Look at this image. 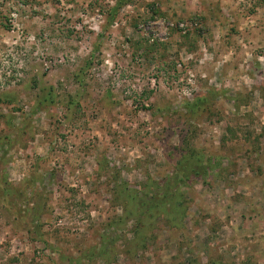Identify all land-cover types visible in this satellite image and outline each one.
I'll list each match as a JSON object with an SVG mask.
<instances>
[{
    "label": "rangeland",
    "instance_id": "rangeland-1",
    "mask_svg": "<svg viewBox=\"0 0 264 264\" xmlns=\"http://www.w3.org/2000/svg\"><path fill=\"white\" fill-rule=\"evenodd\" d=\"M0 264H264V0H0Z\"/></svg>",
    "mask_w": 264,
    "mask_h": 264
},
{
    "label": "trees",
    "instance_id": "trees-1",
    "mask_svg": "<svg viewBox=\"0 0 264 264\" xmlns=\"http://www.w3.org/2000/svg\"><path fill=\"white\" fill-rule=\"evenodd\" d=\"M201 167H202V166L199 167V165H197V166H195V167H192V168H191V172H192L193 174H195V175H199V170H200ZM204 168H205V167L202 168L203 172H204V170H205ZM200 174H202V173H200Z\"/></svg>",
    "mask_w": 264,
    "mask_h": 264
}]
</instances>
